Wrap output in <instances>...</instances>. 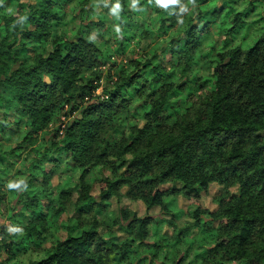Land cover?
Masks as SVG:
<instances>
[{"label":"trees","instance_id":"trees-1","mask_svg":"<svg viewBox=\"0 0 264 264\" xmlns=\"http://www.w3.org/2000/svg\"><path fill=\"white\" fill-rule=\"evenodd\" d=\"M6 1L0 109L13 112L16 132L9 136L18 142L10 150L0 145V209L8 221L0 230V264L166 263L159 245L150 252L151 229L154 237L158 231L153 216L122 210L118 224L128 236L120 241L102 236L85 215L123 187L147 210L170 211L168 196L197 201L213 183L224 189L217 211L197 208L191 225L206 236L217 224L207 264L264 263V0H179L166 8L157 0ZM69 24L76 26L64 30ZM245 27L253 42L247 47ZM115 56L129 63L117 64ZM139 120L142 128L132 125ZM10 124L0 123V137ZM42 162L77 175L79 216L66 226L57 217L73 193L69 182L43 210L49 174L38 187L20 178ZM100 165L113 170L114 181L101 180L97 203L87 177ZM13 173L19 187L7 188ZM174 183L180 188L162 189Z\"/></svg>","mask_w":264,"mask_h":264},{"label":"rangeland","instance_id":"rangeland-1","mask_svg":"<svg viewBox=\"0 0 264 264\" xmlns=\"http://www.w3.org/2000/svg\"><path fill=\"white\" fill-rule=\"evenodd\" d=\"M22 3L32 2V0H20ZM6 2L9 3L7 0ZM259 5V3H258ZM100 6V5H98ZM89 7H87L88 9ZM264 9V2L260 3V10ZM101 9L99 8L97 12ZM264 13V11H263ZM72 14H76L73 12ZM78 22L80 20H77ZM75 24H69L67 27L60 25L58 27L59 32H61L62 28L64 30L67 28L74 26ZM76 26V25H75ZM248 29L245 27L244 30H241V33H244L242 40L243 43L247 45H251L253 42L246 40L245 33ZM71 33H68V37ZM246 40V41H245ZM151 40H147L143 47L147 46ZM140 52L138 48L134 53H131V58L134 59L135 56ZM170 56L166 55L162 57V60L165 64H167ZM113 62L117 64L127 65L129 63L127 57H113ZM111 64L106 65L105 69L102 68L103 73L99 75L98 86L100 87L98 90V94H103L104 88L106 87L107 78H108V70ZM87 74H85V77ZM14 114L13 112H9L8 115L5 114V109H0V123L10 122L11 124L8 125L5 129L6 137H0V145H3L4 150H10L16 147L17 140L15 138H11L9 135L16 132V127L13 125ZM137 124L138 127L142 128L144 126V122L142 120L134 121L132 123ZM128 160L131 159V156L127 157ZM32 164H36V158L33 156V159L30 162V166ZM28 166L25 164L18 165L17 169L21 171H27ZM30 168V167H29ZM55 166L49 163H41V168L38 170L33 171L30 175L26 172V176H20L23 180L30 181L29 184L33 187H38L42 185L44 180V173L49 174L50 180L48 181V186L45 188L47 192L51 193L50 199H44L42 201L43 210H46L48 205H50L49 200H56L59 196V192L61 189V185L69 182V186L74 188L73 193L70 197L64 199L65 204L60 207V215L57 217L59 224L62 226H66L69 224V221L72 218H76L79 215L75 209V201L78 198V193L74 190L76 189V185L78 184L77 175H73L72 173H65L63 166L61 169L54 170ZM122 169L120 172H123ZM88 182L91 186V194L92 198L95 202H101V196L99 192L104 185L102 184L101 180L109 178L111 181H114V174L113 170L108 166H92L88 175ZM15 173L7 180V188L12 183L15 185ZM21 179V180H22ZM172 188L179 189V184H166L162 187L163 190H170ZM238 187H234L231 192L233 194H238ZM77 190V189H76ZM224 189L218 183H213L206 191H202L200 194V199L197 201L189 200L182 194H173L166 198V202L168 203V209L170 211H164L159 207H156L151 210H147L145 204L141 201L133 200L129 197V190L127 187H123L120 191V195L113 196L108 201L104 202L103 205L99 208L93 209L90 213L85 215L86 221L93 222L96 220L98 222V231L99 233L104 236H117L120 241H123L127 238L128 233L127 230L118 222L121 219V211L122 210H129L133 213H136L139 217H143L146 215L153 216L158 223L157 226V235L154 237V228L151 229L150 232V240L148 242L153 245V248L150 252H154L155 249L159 248L161 255L166 253L168 259L166 263L157 264H207L205 260V250L209 247L211 239L208 237L209 234L215 232L217 230V224L212 226V232L208 233L205 236V232L201 231L199 227L192 228L191 225L195 223L193 219V213L197 208H201L202 210L215 212L218 209V199L223 193ZM3 210V209H2ZM2 210L0 209V230L3 228L4 225L8 223L6 217L3 216ZM4 212V210H3ZM173 213L177 215V218L173 217ZM172 221L175 226L170 225L169 222ZM181 231L182 237L180 238L181 242L178 244L176 243L177 233ZM78 233V232H77ZM61 236H67L66 227L63 229ZM151 241V242H150ZM51 240L48 241L46 245L41 246L39 249L37 248L34 254L41 252L43 249L50 247ZM154 245H159L158 248L154 247ZM1 253V252H0ZM145 254V253H144ZM150 254V253H148ZM148 254L146 256H148ZM4 258V254L2 255ZM37 257V255H36ZM35 258V256H32ZM147 259H151V256H148ZM256 264H264L262 262H258Z\"/></svg>","mask_w":264,"mask_h":264},{"label":"clouds","instance_id":"clouds-1","mask_svg":"<svg viewBox=\"0 0 264 264\" xmlns=\"http://www.w3.org/2000/svg\"><path fill=\"white\" fill-rule=\"evenodd\" d=\"M179 0H157V3H159L162 7H167L168 5L171 4H177ZM119 7V5H117ZM9 187H19V184H10Z\"/></svg>","mask_w":264,"mask_h":264}]
</instances>
